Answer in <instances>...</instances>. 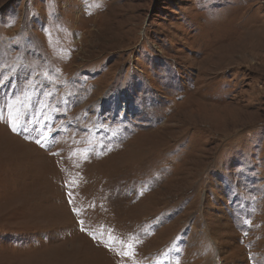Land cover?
<instances>
[{"label": "rangeland", "instance_id": "1", "mask_svg": "<svg viewBox=\"0 0 264 264\" xmlns=\"http://www.w3.org/2000/svg\"><path fill=\"white\" fill-rule=\"evenodd\" d=\"M0 264H264V0H0Z\"/></svg>", "mask_w": 264, "mask_h": 264}]
</instances>
